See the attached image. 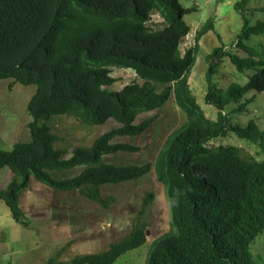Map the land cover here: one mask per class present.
<instances>
[{
	"label": "trees",
	"instance_id": "obj_1",
	"mask_svg": "<svg viewBox=\"0 0 264 264\" xmlns=\"http://www.w3.org/2000/svg\"><path fill=\"white\" fill-rule=\"evenodd\" d=\"M248 2L236 4L244 25L233 49L223 43L207 55L205 99L218 110L212 119L189 83L199 44L185 53L181 49L191 32L185 17L193 12L181 0H0V80L14 76L37 85L28 104L32 139L16 142L10 151L0 149V170L14 174L8 186L0 188V198L13 217L26 223L19 195L32 176L56 190L80 189L107 206L102 186L138 180L154 170L169 189L172 230L153 242L147 264H255L250 248L264 232V157H247L235 144L209 145L234 133L264 151V129L253 119L244 126L232 118L245 107L246 95L264 91V59L257 61L255 48L247 44L253 35L264 34V21L251 23ZM156 12L164 24L154 28L149 21ZM209 23L198 32V40L214 27ZM227 59L240 73L261 67L249 74L247 83L226 87L216 76ZM113 67L133 69L143 83L110 88L116 81ZM172 95L187 121L170 135L155 164L105 160L139 151L119 138L144 134L155 117L136 123L138 116L162 108ZM233 103L240 106L229 111ZM63 114L90 125L114 119L121 126L66 157L55 147L58 136L50 125L54 116ZM79 166L84 169L75 176L56 174ZM154 196L148 194L145 204ZM147 240L145 226H136L124 240L72 263L112 264Z\"/></svg>",
	"mask_w": 264,
	"mask_h": 264
},
{
	"label": "rangeland",
	"instance_id": "obj_2",
	"mask_svg": "<svg viewBox=\"0 0 264 264\" xmlns=\"http://www.w3.org/2000/svg\"><path fill=\"white\" fill-rule=\"evenodd\" d=\"M238 1L181 0L186 8H193V12L185 17L191 25V32L183 39L181 49L185 53L199 44L189 83L199 104L212 119L217 118L218 110L205 99L208 92L207 55L223 43L233 49L244 25L242 13L236 8ZM246 7V15L252 24L258 20L264 21V0H249ZM209 21L214 27H209L198 40V32L206 28ZM163 24V18L157 12L149 21V26L154 28ZM247 44L255 48L257 61L264 59V34L253 35ZM239 53L244 56L247 52ZM260 67L257 65L244 74L227 59L222 63L216 79L226 87L233 82L247 83L249 74ZM112 75L116 81L110 88L114 90H121L135 80L143 83L131 68L113 67ZM36 90V84L21 83L14 76L0 80V149L10 151L16 142L32 139L28 128L32 120L28 104ZM242 103L245 107L232 113L233 121L246 126L253 119L264 129V91L249 93ZM239 106L240 103H233L229 111ZM152 117L155 119L144 134L119 138V141L135 144L139 151L111 155L105 160L155 164L168 138L187 121V115L172 95L162 108L140 114L136 123ZM50 125L52 132L58 136L55 147L64 150L66 157H70L78 146H91L98 137L121 126L114 119L104 124L90 125L69 114L54 116ZM222 144L242 147L247 157H264L261 148L234 133L219 137L209 145ZM83 169L84 166H79L55 173L61 177H71ZM6 170H0L1 189L6 188L12 180ZM167 188L153 170L138 180L102 186L103 198L108 202L106 206L89 198L80 189L56 190L32 176L29 186L19 195L26 223L23 219L16 220L5 200L0 198V264H48L50 260L56 264H73L72 260L80 255L104 251L111 243L124 240L136 226H145L148 240L121 255L112 264H147L153 242L172 230V203ZM150 193L155 196L146 205L145 199ZM250 249L254 263L264 264V232L252 242Z\"/></svg>",
	"mask_w": 264,
	"mask_h": 264
},
{
	"label": "crops",
	"instance_id": "obj_3",
	"mask_svg": "<svg viewBox=\"0 0 264 264\" xmlns=\"http://www.w3.org/2000/svg\"><path fill=\"white\" fill-rule=\"evenodd\" d=\"M6 173H8V175L10 174L8 177H10V178L12 179V177H13V175H14V174L12 173V171H10L9 169H7V170H6Z\"/></svg>",
	"mask_w": 264,
	"mask_h": 264
}]
</instances>
